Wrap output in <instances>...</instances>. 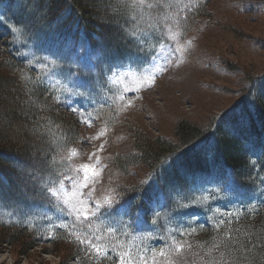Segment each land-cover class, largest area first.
Masks as SVG:
<instances>
[{
	"label": "rangeland",
	"instance_id": "obj_1",
	"mask_svg": "<svg viewBox=\"0 0 264 264\" xmlns=\"http://www.w3.org/2000/svg\"><path fill=\"white\" fill-rule=\"evenodd\" d=\"M101 1L104 4V0ZM133 1L137 3V0ZM106 5L110 7L107 3ZM117 7L112 10L116 13L121 11L120 16H117L123 18V22L132 21L131 18L136 15L131 3H129V13L120 9L121 6ZM138 8L141 9L138 11L140 16L137 23L132 25L133 31L126 29L122 20L115 18L107 23L104 21L103 24L107 28L114 26L117 29L113 30L124 32L126 47L125 50H117L118 40L111 42L112 47L107 50L102 45L107 51L103 61L106 67L111 58L122 56V62L115 64L102 76H98V80H84L86 71H90L94 78L97 76V64L92 60L93 51L89 46L77 50L73 49L75 46L71 47L75 54L64 56V62H67L68 58L71 61L66 68L61 62L55 66L48 62L54 56L47 47L38 46L34 42L31 43L34 45H28L21 41L14 50L3 42H9L8 38L4 40V37H0V50H2L0 60L1 55L12 54L16 60L23 62L17 57L18 52L29 69L40 77L49 89L58 93L57 107L61 111L68 112L72 119L80 120V124L76 122L80 125L77 128L78 139L68 147L63 146L58 153V157L62 161H67V164L65 170L57 177V181L46 186L53 187L54 191L61 188L59 181L64 176L81 177V174L74 172L73 169L86 163L94 164L96 156H99L100 163L97 167L103 168V172L95 184L97 191L93 201L102 202L104 195L118 193L115 195L116 201L120 194L128 193L132 190L130 188L141 184L151 171L147 164L140 161H135L130 166H124L121 162V157L136 152L137 144L135 145L132 134L133 127H136L138 132L143 131L152 139L163 137L171 141L177 140V125L182 120H188L199 128H208L227 110L235 106L237 108L239 101L246 97L244 94L251 81L264 73V0H145V4ZM30 13V15L35 13V9ZM27 24L33 25L32 22ZM34 26L33 35L43 38V32L39 30L42 25L37 22ZM132 33L135 35L133 36ZM173 35H176V40L172 39ZM35 40L40 43L39 40ZM188 41H191L190 45ZM177 43L184 46L185 51L182 55H174ZM66 45L70 43L60 48L62 53L67 51ZM110 54L115 56L110 57ZM45 57L48 61L44 59ZM70 73L73 75L69 76ZM5 74L7 75L4 73V76ZM149 77H154L155 80L150 87ZM73 82L91 88L92 103L82 98L68 97L64 88H72ZM129 89L139 90L129 91ZM79 90L83 91L84 88ZM112 93H114L113 100ZM69 105L77 109H86L87 112H73ZM2 106L1 100L0 110ZM93 107L99 109L98 114L90 112ZM89 114L92 120L91 127L81 122L82 119H87ZM30 123L27 116V120L25 119L22 124L28 135L24 140L26 148L28 149V144L32 150L31 158L28 159L33 160L38 155L32 153L39 148L42 149L43 143L38 138L40 129L34 128ZM20 130V127L17 129L12 126L9 129L3 127L7 135L19 138L24 134ZM101 132H104V135L99 139H93ZM212 133L211 129L206 135ZM101 145L103 150L98 151ZM206 146L207 144L202 149ZM72 150L78 153L77 156L71 157ZM41 152L39 151L40 154ZM93 152L96 156L89 160V154ZM41 155L44 157L43 154ZM8 156L13 162L12 167L16 174L9 175L14 183L5 182L3 187L0 186V190L6 193V196L0 198V224L24 227L27 229L28 238H24L23 246L0 241V264H59L66 251L64 247H69L65 243H70L65 239L66 231L73 233L74 237L80 236L78 230H72V226L82 220L77 221L75 215L68 209L65 212L58 210V207H64L63 191L60 192L59 199H53L52 203L44 208L39 207L38 186L33 180L31 181V177L39 175L41 181L45 182L42 185L44 186L51 179L46 178L45 175L54 167H45L42 171L35 164L28 167L24 162L26 159L13 150L8 151ZM36 161L38 160L33 162ZM200 180L201 177L198 181ZM210 182L209 179L194 189H200L205 194L198 197L205 198L212 194L219 195L227 201L228 198L224 196L223 191H214L216 188ZM64 189L69 190L67 180H64ZM194 190H189L185 196L169 192V196L175 200L183 197L189 199L198 192ZM201 208L207 211L209 221L217 225H221L225 220L237 218L235 211L229 207H210L205 202ZM41 213H47V216L42 218ZM121 220H124V216L119 215L117 224H120ZM176 220L179 221L178 217ZM43 222L66 225V227L60 226L59 235L53 237L55 243L60 244L55 246L42 240L39 224ZM1 226L0 231L3 228ZM170 227L172 230H178L180 224L171 221L166 228ZM209 235L211 234H196L187 239L181 237L173 241L170 239L168 241L171 243L170 251H160H164L166 255L174 254L177 244L182 245L196 240L206 243L215 239L214 235H211L210 240H204ZM158 238V234H151L147 236L145 243H159ZM99 241L95 242L100 243ZM160 251L149 256L136 254L132 258L137 261L136 264H142L145 258L148 264H153V260L155 264L175 263L168 256L160 257ZM176 258L178 264H194L196 255L192 250L184 247L183 253ZM67 264H76V262L68 261Z\"/></svg>",
	"mask_w": 264,
	"mask_h": 264
},
{
	"label": "trees",
	"instance_id": "obj_2",
	"mask_svg": "<svg viewBox=\"0 0 264 264\" xmlns=\"http://www.w3.org/2000/svg\"><path fill=\"white\" fill-rule=\"evenodd\" d=\"M129 3L134 7L136 15L131 18L132 21L123 22L124 19L118 17L121 11L116 13L112 9L121 6L120 9L129 13ZM33 9L35 13L30 15ZM138 11L141 9L136 7L133 0H104V4L101 0H0V37H4V40L8 38L9 42H3L14 50L21 41L28 45H34L31 44L34 42L38 46L47 47L50 54L57 57L61 56L60 48L65 44L70 43L71 47H77L83 42L91 45L95 51L93 56L98 59L107 55L106 50L112 47L110 43L115 40L119 41L117 50H125L126 47L124 32L113 30L117 29L114 26L107 28L103 24L104 21L107 23L115 18L122 20L125 28L133 31L132 25L137 23L140 16ZM29 22L33 25H28ZM37 22L42 25L39 30L43 32V38L37 39L41 44L35 39H29L34 36V25ZM16 29H26L27 35L24 31H18L14 35ZM128 37L134 41L129 35ZM17 57L23 62L16 60L12 54L1 55L0 60V101L2 100L3 104L0 110V186L3 187L7 182L14 183L9 175L16 174V171L8 156V151L13 150L26 159L24 162L28 167L35 164L41 171L45 167H54L45 175L46 178H51L44 185L46 187L54 184L60 173L65 170L67 161H62L58 153L63 146L68 147L78 139L79 124L77 125L78 120L72 119L68 112L57 107L58 93L49 89L44 81L29 69L18 52ZM58 62L67 67L70 59L64 62L63 56ZM4 73L7 75L4 76ZM244 95L246 97L239 101L237 108L235 106L227 110L208 128H199L188 120L180 121L177 125L176 141L163 137L152 139L133 127L136 152L121 157L122 164L130 166L135 161L147 164L154 172L153 187L150 191L162 190L168 194L175 192L178 196H185L191 190L190 187L196 189L201 183V180L198 181L200 177L227 169L226 174L232 179L229 184L231 189L237 196L242 197L245 204L251 205L255 201L252 195L256 192L258 196L261 195L264 188V73L251 81ZM27 116L30 124L40 129L38 138L43 143L42 149L32 153L38 155L33 160L28 159L31 158V146L27 144V149L24 142L28 135L22 123L27 120ZM11 126L16 129L20 127L23 136L19 138L7 135L3 127L9 129ZM211 129L213 133L206 135ZM206 144L205 150L202 149ZM39 151H42L44 157ZM34 160L38 161L33 162ZM173 161L175 162L171 167H165ZM246 183L248 185H245ZM142 188L143 185L139 184L130 188L132 190L128 193H133L141 200ZM5 194L0 190V198L6 196ZM38 197L39 207H46L48 203L40 195ZM183 199L186 197L181 200ZM245 210L246 207H243V219L240 222L235 225L227 224L228 228L222 234H213L215 239L206 243L199 240L190 243L195 255H200V264H264V205H259L255 211L257 215L253 217ZM39 225L42 240L55 246L60 244L55 243L53 239L59 235V231L44 233L41 224ZM1 227L3 228L0 231V241L16 246L24 245L25 239L28 238L26 228L13 225ZM98 227L93 224L82 230L89 233ZM67 234L65 239L68 241L72 237ZM210 237L211 235L204 240H209ZM65 244L69 247H64L66 251L59 264H67L68 261H75L76 264H116L118 253L127 247V243L114 234L109 243H106L108 255L98 259L93 251L81 246H89L88 244L75 243L73 240Z\"/></svg>",
	"mask_w": 264,
	"mask_h": 264
},
{
	"label": "snow or ice",
	"instance_id": "obj_3",
	"mask_svg": "<svg viewBox=\"0 0 264 264\" xmlns=\"http://www.w3.org/2000/svg\"><path fill=\"white\" fill-rule=\"evenodd\" d=\"M144 4H145V0H137L136 7L143 6ZM150 6L151 5H149V7ZM41 19H43V16H41ZM18 31H24L25 35H27L26 29L24 30L16 29L14 30V35ZM132 35L134 36L135 33H132ZM29 39H39V37L34 35L32 37H29ZM172 39L176 40L177 39L176 35H173ZM188 44L190 45L191 41H188ZM81 47H83V45H81ZM66 48L68 49V51H66L65 53H62L61 56L57 57L55 54H53L54 58L51 61H48L47 57H45L44 59L55 66L58 63V60L62 58L63 56H72L75 54L71 50V45H66ZM141 51H143V49H141ZM184 51H185L184 46L177 43V47L175 49L174 55H177V54L182 55ZM71 75L73 74L70 73L69 76ZM148 79L150 81L148 86L150 87L152 83L155 82V80H154V77H149ZM80 88H84V90L81 91L79 90ZM136 90H139V89H129V91H136ZM64 92L67 93L69 98L71 97L82 98L92 103V100H91L92 91L90 87H85L82 84L73 82V87L72 88L65 87ZM77 102H79V100ZM69 107H71V105H69ZM71 111L73 112L80 111L82 113L87 112L86 109H77L75 107H71ZM225 116H227V113L225 114ZM81 122L85 123L88 127H91L92 120H91L90 114L87 119H82ZM102 135H104V132L99 133L96 137H93V139H99L100 136ZM102 150H103V145H101L98 151H102ZM77 154L78 153L75 150H72L71 157H75L77 156ZM93 156H96L95 152L89 154V160H91ZM174 162L175 161L167 164L165 167H171ZM99 163H100V157L96 156V162L94 164L86 163V164L80 165L78 168L73 169L74 172H79L81 174V177H76L73 175L64 176V178L59 181L61 188L56 191H54L53 187L51 186L49 187L42 186L45 182L41 181L39 175H33L31 179L38 186V194L48 204H51L53 199H59L60 192L63 191L64 198L62 200V204L64 205V207H58V210L60 212H65V210L68 209L75 215V219L77 221H81V220L89 221L93 218L99 219L101 216L108 217V216L116 214L115 195H118V193L114 195H104L102 202L100 200L93 201V197L97 191L95 184L98 182L99 177L101 173L103 172V168L97 167ZM64 180L68 181L69 190L64 189ZM215 182L222 185V188L218 190L229 191V184L232 183V179L230 176H223V177L218 178ZM216 190L217 189H214V191ZM178 206L179 207H189L190 205L183 204V205H178ZM120 211L126 212L128 215H131V210L127 209L126 206L123 204L120 205ZM155 214L159 216V212H156ZM142 215H143L142 211L138 210L137 216L135 220H133V223L139 222V220L142 219ZM46 216H47V213H41L42 218ZM120 223L122 224L123 227L131 226V224L125 223L122 220L120 221ZM60 226L66 227V225H60ZM108 231L114 234L115 229L109 228ZM75 239L80 244H88L90 248L96 253L97 256H99L102 251H104L105 257L108 255L107 251L95 242L96 240H99L100 237H94V239L89 240L79 235H76ZM183 247H184L183 245L177 244L175 251L179 253L183 250ZM159 256L164 258L166 256V253L164 251H160ZM118 264H136V261L132 259L130 250L128 252H125L124 254L118 253ZM142 264H148V261L146 258L142 261ZM153 264H155V260H153Z\"/></svg>",
	"mask_w": 264,
	"mask_h": 264
}]
</instances>
